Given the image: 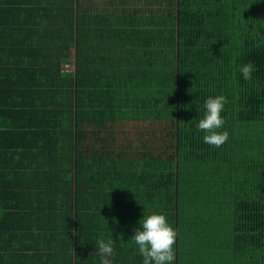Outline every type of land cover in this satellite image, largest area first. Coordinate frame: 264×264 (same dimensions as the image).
Returning <instances> with one entry per match:
<instances>
[{
    "label": "trees",
    "instance_id": "obj_1",
    "mask_svg": "<svg viewBox=\"0 0 264 264\" xmlns=\"http://www.w3.org/2000/svg\"><path fill=\"white\" fill-rule=\"evenodd\" d=\"M122 2L0 0V250L29 236L28 264H100L104 238L142 264L134 229L163 210L173 264H264V0ZM122 33L132 70L91 54ZM220 94L217 148L197 125Z\"/></svg>",
    "mask_w": 264,
    "mask_h": 264
},
{
    "label": "clouds",
    "instance_id": "obj_2",
    "mask_svg": "<svg viewBox=\"0 0 264 264\" xmlns=\"http://www.w3.org/2000/svg\"><path fill=\"white\" fill-rule=\"evenodd\" d=\"M255 70V65L252 62L243 64L239 68L246 81L252 79V73ZM65 74L61 73V75ZM227 103V97L223 94L209 96L204 102V115L199 119L197 125L198 130L204 132V143L219 148L228 140L229 132L221 131L225 125L222 112ZM139 224L140 226L134 229L131 240L142 256V264H173L175 260L174 245L178 232L168 222L167 214L163 210H153L150 213L144 211ZM96 251L100 257V264H112L111 257L114 255V247L111 239L96 240Z\"/></svg>",
    "mask_w": 264,
    "mask_h": 264
},
{
    "label": "crops",
    "instance_id": "obj_3",
    "mask_svg": "<svg viewBox=\"0 0 264 264\" xmlns=\"http://www.w3.org/2000/svg\"><path fill=\"white\" fill-rule=\"evenodd\" d=\"M99 2V0H97ZM101 2L104 0H100ZM123 5L128 11H132V0H123ZM126 25H123V29H125ZM94 42L97 43L99 50L93 51L91 54L97 52L99 54L105 55L106 59L112 61V66L110 64H106L108 68L113 67L117 71H127L132 70V35L130 33H122L113 36L98 34L91 38ZM123 43H125L123 45ZM107 63V61L105 62ZM126 123L128 130H131L129 127L132 125V120ZM22 242V243H20ZM9 250L21 251L22 256L19 258L16 254H5L0 250V264H19V262L29 263L30 260H33V257L29 255L33 250V240L31 237H13L8 241ZM19 258V259H18ZM51 264H54V259L50 260ZM46 264V263H42Z\"/></svg>",
    "mask_w": 264,
    "mask_h": 264
},
{
    "label": "built area",
    "instance_id": "obj_4",
    "mask_svg": "<svg viewBox=\"0 0 264 264\" xmlns=\"http://www.w3.org/2000/svg\"><path fill=\"white\" fill-rule=\"evenodd\" d=\"M64 67H65V69H69V70H71L72 67H73V65H72V63H70V62H65V63H64Z\"/></svg>",
    "mask_w": 264,
    "mask_h": 264
},
{
    "label": "rangeland",
    "instance_id": "obj_5",
    "mask_svg": "<svg viewBox=\"0 0 264 264\" xmlns=\"http://www.w3.org/2000/svg\"><path fill=\"white\" fill-rule=\"evenodd\" d=\"M74 65V64H73ZM143 124L144 125H146V124H148L149 125V123H145V122H143ZM162 124V123H161ZM161 124H155V125H161ZM131 130L130 131H132V125L129 127Z\"/></svg>",
    "mask_w": 264,
    "mask_h": 264
}]
</instances>
